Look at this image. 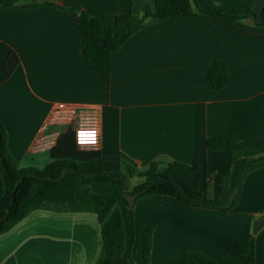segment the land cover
<instances>
[{"label":"crops","instance_id":"obj_1","mask_svg":"<svg viewBox=\"0 0 264 264\" xmlns=\"http://www.w3.org/2000/svg\"><path fill=\"white\" fill-rule=\"evenodd\" d=\"M56 1L98 17L106 33L116 15L141 13L143 1L153 0ZM196 2L227 13L251 9L257 19L264 14V0ZM79 41L73 10L0 7V121L20 165H32L40 155L49 158L52 143L35 147V142L57 102L99 110L98 149L106 169L118 168L120 159L143 169L153 160L197 157L213 197L235 157L264 153V29L209 14L147 21L111 54L108 77L82 56ZM11 49L19 63L6 74L1 65ZM215 59L228 67V83L220 89L208 76ZM215 133L229 137L231 147L205 148V138ZM91 188L116 195L113 184L94 182ZM47 211L34 210L0 233V264H95L101 250L96 216L53 211L50 220ZM261 213L264 166L246 174L228 212L188 206L167 195L141 197L134 206V264H143L147 226L154 227L153 263L187 249L235 255L245 252L252 222ZM74 220L82 227H69ZM253 234L256 264H264V224Z\"/></svg>","mask_w":264,"mask_h":264},{"label":"trees","instance_id":"obj_2","mask_svg":"<svg viewBox=\"0 0 264 264\" xmlns=\"http://www.w3.org/2000/svg\"><path fill=\"white\" fill-rule=\"evenodd\" d=\"M40 6L70 9L77 14L80 52L107 77L111 54L147 21L209 14L264 29V14L257 19L251 9L241 14L210 10L200 7L196 0L143 1L141 13L127 11L116 15L106 33L100 19L79 6H63L56 0H0V7ZM18 63L19 55L11 49L1 69L9 74ZM208 76L213 88L225 87L228 83L227 64L220 59L213 60ZM204 146L214 150L229 149L231 139L215 133L205 138ZM48 155L49 160L42 166H21L7 148L6 131L0 121V233L37 209L94 213L101 236V250L95 264H134V206L139 198L152 194L167 195L188 206L228 212L238 202L246 174L264 166V153L235 157L228 172L218 180L221 185L219 195L213 197L205 187V164L197 157L191 162L153 160L143 169L120 159L118 168L106 169L100 150L78 148L72 130L57 137ZM133 176L142 179L129 187L128 181ZM94 182L113 184L116 195L94 191L91 188ZM153 228L150 225L142 231L143 264H256L252 235L245 252L235 255L210 256L200 250L187 249L153 263L150 260Z\"/></svg>","mask_w":264,"mask_h":264},{"label":"built area","instance_id":"obj_3","mask_svg":"<svg viewBox=\"0 0 264 264\" xmlns=\"http://www.w3.org/2000/svg\"><path fill=\"white\" fill-rule=\"evenodd\" d=\"M99 123L100 115L96 107L57 102L49 117L41 124L42 134L36 140L35 147L46 143L53 145L61 133L72 130L78 148H98Z\"/></svg>","mask_w":264,"mask_h":264},{"label":"rangeland","instance_id":"obj_4","mask_svg":"<svg viewBox=\"0 0 264 264\" xmlns=\"http://www.w3.org/2000/svg\"><path fill=\"white\" fill-rule=\"evenodd\" d=\"M47 155H40V156H38V158L36 157V160L34 161L35 163H33L32 165H36V166H42V165H44L48 160H49V158H47ZM26 165H28V164H21V166H26ZM142 178L141 177H138V176H134V177H132V178H130L129 179V181H128V186L129 187H132L133 185H135L136 183H138L140 180H141ZM47 212H49L51 215L50 216H52L53 218H51L50 220H52V219H55L54 217H55V215L54 214H56V212H53V211H47ZM87 214H90V215H92V216H95L93 213H88L87 212ZM262 214V213H261ZM88 216V215H87ZM96 218V217H95ZM80 222V221H79ZM97 222V221H96ZM52 225H56V223L55 222H53V221H51L50 222ZM80 223H82V222H80ZM79 225H82V224H79V223H77V221H73V222H71V226H69V227H74V226H76L75 228H77V227H82V226H79ZM56 226H65V224H63V223H57V225ZM65 227H67V226H65ZM86 227H89V226H87L86 225ZM253 236L254 237V234H253V232H252V229H251V233H250V235H249V237L250 236ZM135 258L136 259H140V254L138 253V249H137V251L135 252Z\"/></svg>","mask_w":264,"mask_h":264},{"label":"water","instance_id":"obj_5","mask_svg":"<svg viewBox=\"0 0 264 264\" xmlns=\"http://www.w3.org/2000/svg\"><path fill=\"white\" fill-rule=\"evenodd\" d=\"M264 224V213L259 214L252 222V232L255 233Z\"/></svg>","mask_w":264,"mask_h":264}]
</instances>
